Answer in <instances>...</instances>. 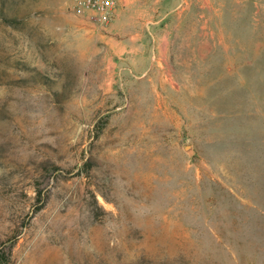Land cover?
<instances>
[{
  "label": "rangeland",
  "instance_id": "rangeland-1",
  "mask_svg": "<svg viewBox=\"0 0 264 264\" xmlns=\"http://www.w3.org/2000/svg\"><path fill=\"white\" fill-rule=\"evenodd\" d=\"M174 1L0 0V264H264V0Z\"/></svg>",
  "mask_w": 264,
  "mask_h": 264
},
{
  "label": "crops",
  "instance_id": "crops-1",
  "mask_svg": "<svg viewBox=\"0 0 264 264\" xmlns=\"http://www.w3.org/2000/svg\"><path fill=\"white\" fill-rule=\"evenodd\" d=\"M176 2L174 0H155V7L151 8L147 7L146 3H141L140 0H119L117 17L110 24H108L109 29L118 30L121 28L127 34L129 39L128 43L134 42V38L136 36L132 35V31L135 29H144L146 25H148L149 21L144 19L146 16H155L156 21H154L155 26L158 28V34L156 35V50L160 56L165 53V49L162 44L164 41V35L167 32V29L171 27V19L170 14L172 13L173 8ZM187 0H182L178 7H181V11L187 9ZM168 7L171 9L169 10ZM154 12V13H153ZM153 13V15H152Z\"/></svg>",
  "mask_w": 264,
  "mask_h": 264
},
{
  "label": "built area",
  "instance_id": "built-area-1",
  "mask_svg": "<svg viewBox=\"0 0 264 264\" xmlns=\"http://www.w3.org/2000/svg\"><path fill=\"white\" fill-rule=\"evenodd\" d=\"M71 13L99 28H105L117 17L119 0H70Z\"/></svg>",
  "mask_w": 264,
  "mask_h": 264
},
{
  "label": "water",
  "instance_id": "water-1",
  "mask_svg": "<svg viewBox=\"0 0 264 264\" xmlns=\"http://www.w3.org/2000/svg\"><path fill=\"white\" fill-rule=\"evenodd\" d=\"M182 149L189 155L193 152L191 146H184Z\"/></svg>",
  "mask_w": 264,
  "mask_h": 264
}]
</instances>
